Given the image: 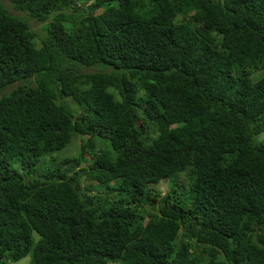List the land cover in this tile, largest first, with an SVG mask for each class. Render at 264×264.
<instances>
[{"label":"trees","instance_id":"trees-1","mask_svg":"<svg viewBox=\"0 0 264 264\" xmlns=\"http://www.w3.org/2000/svg\"><path fill=\"white\" fill-rule=\"evenodd\" d=\"M79 1L0 0V264H264V0Z\"/></svg>","mask_w":264,"mask_h":264},{"label":"rangeland","instance_id":"rangeland-1","mask_svg":"<svg viewBox=\"0 0 264 264\" xmlns=\"http://www.w3.org/2000/svg\"><path fill=\"white\" fill-rule=\"evenodd\" d=\"M91 3H92L91 1H86V0H80L79 1V5H86L87 6V5L91 4ZM6 4L8 5V7H9V9L11 11H13L15 13H18L16 11H14L12 7H10V4L8 2H6ZM96 9L100 10L99 7H96ZM42 24H43V22H39L37 20H30L31 28L34 29L35 32L39 36H42L43 32H44V30L42 28V26H43ZM68 103L70 104V106L72 108L73 107H77V104L74 103L72 100L69 101ZM259 136L262 137L263 133H261ZM79 143L80 142L78 140L76 144L72 145L70 153L68 155H74V154H76L78 152ZM67 149H68V147L63 149V150H61L60 152L51 154L50 155L51 159H54L55 161L60 160L63 156L66 155ZM49 164H50L49 162H47V163H39L38 166L40 167V170H45V169L48 168ZM76 168H79V166L76 167ZM170 185H171V183H170L169 179H163V180L160 181L159 189H160L161 194L159 195L160 197L158 198V200L164 196L163 194H165L166 190H168L170 188ZM29 261H30V255H27V256L23 257L22 259H20V260H18L16 262H12V263L11 262H7V263L8 264H27V263H29Z\"/></svg>","mask_w":264,"mask_h":264},{"label":"water","instance_id":"water-1","mask_svg":"<svg viewBox=\"0 0 264 264\" xmlns=\"http://www.w3.org/2000/svg\"><path fill=\"white\" fill-rule=\"evenodd\" d=\"M94 8H96V7L93 6V5H88V6L86 7V10H93Z\"/></svg>","mask_w":264,"mask_h":264}]
</instances>
